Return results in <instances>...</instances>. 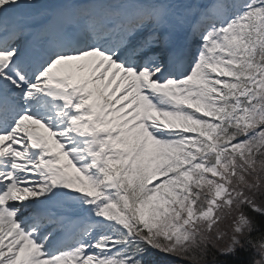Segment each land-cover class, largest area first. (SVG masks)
I'll return each instance as SVG.
<instances>
[{
    "label": "snow or ice",
    "instance_id": "obj_1",
    "mask_svg": "<svg viewBox=\"0 0 264 264\" xmlns=\"http://www.w3.org/2000/svg\"><path fill=\"white\" fill-rule=\"evenodd\" d=\"M0 264H264V0H0Z\"/></svg>",
    "mask_w": 264,
    "mask_h": 264
}]
</instances>
